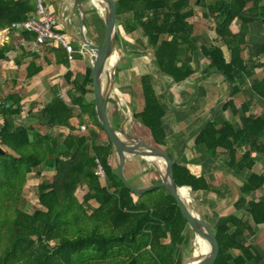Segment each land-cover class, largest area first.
<instances>
[{
	"label": "trees",
	"instance_id": "trees-1",
	"mask_svg": "<svg viewBox=\"0 0 264 264\" xmlns=\"http://www.w3.org/2000/svg\"><path fill=\"white\" fill-rule=\"evenodd\" d=\"M118 1L126 31L143 28L157 67L177 83L192 76L190 55L197 45L189 33L190 18L194 15L191 0ZM263 1L252 0L249 4L246 0H216L208 6L209 13H214L217 19L219 44L204 45L201 50L209 62L207 73H221L233 86L231 97L241 93L242 86L253 74L242 51L248 24L264 20V12H260ZM34 11L30 0H0V28L26 21ZM94 11V25L103 32L102 17ZM236 18L242 24L240 31L234 33L231 25ZM23 34L32 38V34ZM224 44L230 50L229 60L222 49ZM8 49L7 45L0 48V61L5 59ZM39 71L37 68L28 72V77ZM86 71L82 81L74 82L79 95L70 104L54 88V99L42 109L43 124L67 127L70 130L67 136L56 138L31 126L16 125L22 110L21 100L15 95L8 96L0 106V116L4 117L0 124V145L8 149L5 156L0 155V212L3 211L0 264H183L178 250L185 243V232L189 229L176 200L160 188L149 192L157 195L155 200H146L145 194H135L117 175L113 165L114 147L109 138L107 144L101 145L96 143L97 132H89L88 136L74 134L78 129L71 124L72 119L78 118L82 126L85 116H90L105 133L97 121L95 103L87 99L92 79L91 69L87 67ZM71 76L72 72L68 71L66 77ZM134 81L142 83L145 99L143 110L133 105L137 121L151 132L153 144L164 148L167 105L156 94L149 73L134 76ZM252 87L264 99V79L255 80ZM229 107L233 110L232 100L224 106ZM263 132L264 122L257 119L248 121L239 131L231 123L219 129L217 123L209 122L195 142L205 145L211 157H217L218 149L223 148L234 159L241 144L252 146ZM167 152L177 160V156ZM96 158L105 170V185L94 175ZM228 165L241 170L240 162ZM35 170L39 176L43 171L55 172L52 181L44 180L38 187L42 208L28 213L17 206L13 214H6L14 210L11 204L14 206L19 201L27 176ZM174 171L180 187H191L194 192L211 190L208 180L196 176L187 166L176 163ZM262 181L264 176L253 174L244 188L253 190ZM84 183L87 192L80 202L76 193ZM90 201H95L97 206H90ZM249 207L254 222L264 224V199L249 203ZM247 232H253L249 224L234 215L230 224L216 229L221 247L217 264H246L255 258L253 248L244 244ZM235 250L241 254L235 255Z\"/></svg>",
	"mask_w": 264,
	"mask_h": 264
},
{
	"label": "crops",
	"instance_id": "crops-1",
	"mask_svg": "<svg viewBox=\"0 0 264 264\" xmlns=\"http://www.w3.org/2000/svg\"><path fill=\"white\" fill-rule=\"evenodd\" d=\"M54 1L60 3L57 7V10H60L62 0H45L48 5ZM215 1L191 0L190 8L194 11V15L190 18L189 33L197 45L190 55L192 59L190 64L194 69L192 76L182 82H174L172 77L164 74L157 67L153 56H148L149 59L145 57L146 48L143 52L139 46L137 47L136 39L129 38L133 45L127 53L128 68L126 70L130 75L126 81L132 93L135 92L137 96L138 105L134 104V106L141 111L145 107L144 93L142 83L134 81V76L142 73L150 74L156 94L160 96L161 102L167 105V114L164 118L167 133L165 151L173 153L177 156L178 163L187 166L196 176H204L210 183L211 190L195 192V198L215 229L230 224L232 215L249 224L253 232L246 233L244 244L253 248L255 258L246 264H264V224L257 225L254 222L249 207V203L264 199V182L262 181L263 183L253 190L244 188L253 174L264 176V132L253 141L252 146L248 143L241 144V147L237 148L234 159H231L227 150L223 148L218 149L217 157H211L205 145H198L195 142L201 130L209 122L217 123L219 129L225 123H231L235 131L242 129L251 120L257 119L264 122V99L258 96L252 87L255 80L264 79V20L257 19L247 26L248 33L246 44L243 45L242 57L247 67L250 70L253 68V74L242 86L241 93L231 97L233 86L221 73H207L209 62L201 50L204 45L209 47V45L219 44L216 31L217 19L214 13H209L208 10V6L215 4ZM246 1L251 4L252 0ZM260 12H264V1L260 5ZM73 15V4H70L67 7L66 17L71 21ZM76 17L74 16L75 21ZM241 24L242 20L236 18L231 25L232 31L239 32ZM74 28L76 29V26ZM59 29L61 32L62 30L66 32L61 21ZM23 33L25 32L20 30L13 31L4 44L9 49L5 59L0 61V106L8 96L15 95L21 100L22 110L15 121L16 125L31 126L42 134L54 136V133L59 132L58 136H67L70 133L67 127L43 124L42 109L54 99L56 95L54 88H57L60 96L70 104L71 99L79 95L75 90L74 82L76 79L81 81L84 79L88 66L83 57H77V53H75V59L70 61L67 51L60 43L47 40L45 45L36 46L33 43V33L27 32L32 34L30 39ZM129 34H132L134 38L142 37L143 45L147 46V37L142 27ZM126 35H128L127 31ZM75 42L74 40V44ZM222 49L229 60V48L224 44ZM77 50L80 54L78 47H76ZM37 68L40 71L28 77V72H34ZM68 71L72 72L69 78L66 77ZM88 88L90 89V86ZM88 96L89 94L87 99ZM230 100L233 102V110L230 107L224 108ZM78 112L80 110L77 108ZM39 113L41 116L38 115ZM77 119L76 117L72 119L71 124L78 129L74 134L80 135L81 127L76 124ZM3 120L4 117L0 116V124ZM140 126L142 127L141 124ZM143 129L151 136L148 129ZM99 144L104 145V143ZM235 161L241 163V170L229 167L228 164ZM147 170H145L146 173L149 172ZM130 179L133 178L130 177ZM105 183L106 181L102 185ZM86 192L84 183L76 193L80 202H83ZM94 204L97 206L95 201H90V206ZM40 206L42 208L41 204ZM234 230L235 227L232 231ZM234 254L240 255L241 252L235 250Z\"/></svg>",
	"mask_w": 264,
	"mask_h": 264
},
{
	"label": "water",
	"instance_id": "water-1",
	"mask_svg": "<svg viewBox=\"0 0 264 264\" xmlns=\"http://www.w3.org/2000/svg\"><path fill=\"white\" fill-rule=\"evenodd\" d=\"M103 7L99 12L103 20V41L101 44L95 42L87 32V14L88 3H92L98 10L95 2ZM73 4L74 15L69 21L66 17L67 7ZM80 16V21L76 22L74 16ZM58 17L64 24L67 34H69L77 43L80 53L87 66L91 69L93 102L95 103V112L99 125L105 131L114 147V162L117 169V175L124 181L125 186L137 195H144L156 189H164L168 195L176 200L177 206L187 221L188 229L191 230L196 238H201L208 245V254L206 261L201 255H193L191 261L183 264H217L220 256L221 247L218 240L216 229L211 224L203 211L199 201L195 198V192L191 187H180L175 180L174 166L178 159H173L171 155L156 147L151 142L144 140L136 135L132 129V122H137L134 107L127 100L124 101L120 96V89L117 76L118 62L111 67V60L115 54L121 56L118 48L119 21L122 18L118 0H62ZM74 24V25H73ZM76 26V29L74 28ZM109 78V90L103 92L102 85L104 77ZM116 100L118 105L124 111V121L118 128L114 124L113 117L109 114L110 100ZM126 102L127 109L122 106ZM9 106V105H8ZM130 111L131 114L128 113ZM7 151L0 145V155L5 156ZM148 156H154L161 159L164 164L151 162ZM143 160L150 166L157 169L160 175L158 182L152 183L148 187H138L131 182L128 175V168L137 160ZM183 188L189 189L191 202H189L183 192ZM195 203L197 209L192 205Z\"/></svg>",
	"mask_w": 264,
	"mask_h": 264
},
{
	"label": "rangeland",
	"instance_id": "rangeland-1",
	"mask_svg": "<svg viewBox=\"0 0 264 264\" xmlns=\"http://www.w3.org/2000/svg\"><path fill=\"white\" fill-rule=\"evenodd\" d=\"M59 6H60V3L58 1L50 2L48 5V7L50 9L54 10L56 13H58L57 7H59ZM87 10H88L87 32H88L89 36L95 42L100 44L103 41V32H100L96 28V26L94 25V19L92 17L94 15V12H95L94 10H97V9H95L93 4L90 2V3H88ZM97 11H98V13L102 12L99 9ZM124 20H125V17L122 16V18L119 21L120 40L118 42V48L120 49V51L122 53L120 56V60L118 62V67H117L118 83H119V89H120L121 93L124 95V99L133 105L134 104L138 105V100L136 99L137 96H136L135 92L132 93V91H131L129 85H127V81H126L128 79V76L130 75L129 72L126 70V68H128L126 65L127 59H128L127 53H129V51L133 45V44H131L132 42L129 41V38H133V40L136 39V42L138 43L137 47L139 46L143 52H144V48L147 49V51H146L147 55L145 57H147L148 59H149L148 56H153V50L150 47H148V46L145 47V45H143L142 37L134 38V36L132 34H129V33H128V35H126ZM76 21L77 22L80 21L79 15H77ZM62 34L65 37H68V39H70L71 42L74 43V39H72L70 36H68V34L66 32H63V30H62ZM75 44L77 47L76 42H75ZM76 53H77V57L80 58L81 55L78 53V50L76 51ZM91 92H92V87L90 86L89 96H88L89 101H93V95ZM108 108H109L110 116L113 117V119H115V123H114L115 126L120 127L122 124V119L120 118L119 115H121L123 117V121H124V116H125L123 109H121L120 106L118 105V102L116 100H113V99L110 100ZM124 108L127 109V106L125 105ZM38 115L41 116L40 113ZM84 122L85 123H83L82 126H85L86 130L84 132H81V130L79 129L80 135L88 136L89 132H97L99 135V138L96 140V143L107 144V142H108L107 135L102 130H100L99 127L96 126L95 122L90 118V116H85ZM76 124L81 126L79 119L76 120ZM132 125H133L132 129L136 135L143 138L144 140L146 139L148 142H151L153 144V139L151 138L150 135L147 134V132L144 129H142V127L140 126L138 121L136 123L133 121ZM54 134H55L54 136L57 138L62 136V135L58 136L59 132L54 133ZM4 149L6 151H8L7 148L4 147ZM161 149L165 150L164 148H161ZM113 164L116 167L115 162H114V157H113ZM148 166L152 167L148 163L145 164L143 160H137L135 163H132V165L129 166L128 175H129V177L133 178L131 180V182L134 183L135 186L148 187L150 185V183L152 182V180L156 181V180L160 179V175L157 172L156 168H154L152 170L150 169V171L146 173L145 170H147L149 168ZM36 172H37V170H35L32 173V175L27 176L26 186L24 187L23 193H22L21 197L19 198V201L14 206H13V204H11V207H13L14 210L6 212V214H8V215L13 214L15 212V209L17 206H18V208H21L28 213H33L37 209V207L38 208L41 207L39 202H38V197H39L38 187H39V185H41V183L44 180L51 181L52 176L54 175V172L53 171H51V172L46 171L41 176L36 175ZM101 181H102V183H104V179ZM154 181H153V183H155ZM136 183H137V185H136ZM156 197H157V195L156 194L154 195L153 193L148 192L145 194L146 200H155ZM38 204H39V206H38ZM192 205L197 209L195 203H192ZM93 206H95V204ZM1 213H3V211L0 212V222L3 219ZM0 227H3V225L0 224ZM185 235H186V241L184 244H182V246H180V248L178 250V257H182L184 262H187L194 255V247H195L196 237L191 230H186Z\"/></svg>",
	"mask_w": 264,
	"mask_h": 264
},
{
	"label": "built area",
	"instance_id": "built-area-1",
	"mask_svg": "<svg viewBox=\"0 0 264 264\" xmlns=\"http://www.w3.org/2000/svg\"><path fill=\"white\" fill-rule=\"evenodd\" d=\"M32 2L35 11L26 21L13 23L8 27L0 28V48L3 47L8 41L9 34L13 33V31L20 30L23 32L33 33V43L36 46L45 45L47 40L60 43L67 51L68 59L70 61L74 60L76 46L60 31V19L57 13L48 7V4L45 2V0H32ZM80 129L82 132L86 130L85 126H81ZM99 161L100 160L97 158L94 160V175L103 180L106 178V173L101 162Z\"/></svg>",
	"mask_w": 264,
	"mask_h": 264
},
{
	"label": "bare ground",
	"instance_id": "bare-ground-1",
	"mask_svg": "<svg viewBox=\"0 0 264 264\" xmlns=\"http://www.w3.org/2000/svg\"><path fill=\"white\" fill-rule=\"evenodd\" d=\"M96 6L98 7L99 10L103 11V7L101 5H99V3L96 1ZM120 59V55L119 54H115L114 57H113V60H111V67H113ZM109 86H110V83H109V78L107 76L104 77V80H103V85H102V89H103V92H107L109 90ZM120 96L123 98L124 101H126L124 99V95L121 93L120 91ZM126 105V102H123L122 103V106L124 107ZM129 114L130 111H128ZM148 160H150L151 162H157L159 164H164L163 161L161 159H158L154 156H148L147 157ZM182 192L185 196V198L191 202V196L189 194V189L188 188H183L182 189ZM208 243L204 240H202L201 238H196L195 239V247H194V255L197 256V255H201V257H205L204 261H206V258H207V254L209 252V248H208ZM189 261H191V259H189Z\"/></svg>",
	"mask_w": 264,
	"mask_h": 264
},
{
	"label": "flooded vegetation",
	"instance_id": "flooded-vegetation-1",
	"mask_svg": "<svg viewBox=\"0 0 264 264\" xmlns=\"http://www.w3.org/2000/svg\"><path fill=\"white\" fill-rule=\"evenodd\" d=\"M101 44V43H100Z\"/></svg>",
	"mask_w": 264,
	"mask_h": 264
}]
</instances>
